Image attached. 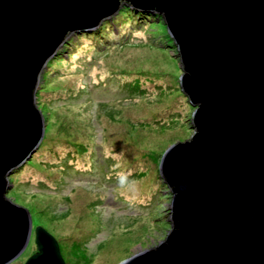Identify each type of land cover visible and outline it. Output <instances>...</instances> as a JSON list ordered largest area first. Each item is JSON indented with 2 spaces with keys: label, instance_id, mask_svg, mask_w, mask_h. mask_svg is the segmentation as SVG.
I'll return each instance as SVG.
<instances>
[{
  "label": "water",
  "instance_id": "95a60500",
  "mask_svg": "<svg viewBox=\"0 0 264 264\" xmlns=\"http://www.w3.org/2000/svg\"><path fill=\"white\" fill-rule=\"evenodd\" d=\"M123 4L160 14L193 131L157 165L153 214L167 233L117 264H264V0H0V264L31 235L29 211L6 193L43 138L42 72L71 35ZM34 242L23 264H65L41 225Z\"/></svg>",
  "mask_w": 264,
  "mask_h": 264
},
{
  "label": "rangeland",
  "instance_id": "374dc122",
  "mask_svg": "<svg viewBox=\"0 0 264 264\" xmlns=\"http://www.w3.org/2000/svg\"><path fill=\"white\" fill-rule=\"evenodd\" d=\"M156 14L125 22L118 31L125 42L104 45L97 57L81 36L72 46L77 55L64 53L43 70L50 75H41L35 95L43 138L10 173L6 193L27 208L32 230L8 264H23L36 251V225L55 237L65 264H117L167 233L169 223L153 214L157 165L171 143L189 138L184 115L193 106L179 88V58ZM108 78L119 90L95 85Z\"/></svg>",
  "mask_w": 264,
  "mask_h": 264
},
{
  "label": "trees",
  "instance_id": "16d2710c",
  "mask_svg": "<svg viewBox=\"0 0 264 264\" xmlns=\"http://www.w3.org/2000/svg\"><path fill=\"white\" fill-rule=\"evenodd\" d=\"M154 14H156V12L152 11L150 9L133 7L130 4H123L119 8V10L117 11L116 16L111 17V19L107 18V19L103 20L99 25H97V26H95L89 30H84V31L78 32V33H76V35L74 34L75 37L71 36L69 38V40L58 51L57 55L50 59V61L48 62V65L46 67H48L53 61L55 62V61L62 60L63 57L61 55H63L64 53H68V56H71L74 54L77 55L76 49H73L72 46H74L76 39H79L81 36H84V35H87L91 39V43H89V46H88L89 50L92 51V53H90L91 57H97L100 54H103L104 50H102L101 48L104 45H105L104 49L106 50L110 47L111 44H116V43L121 44V43L125 42L124 37L126 35H124V33L118 32L122 28V27H120L121 25H123L125 22L131 21L132 18H134L136 16L139 19L138 15H142L147 20L149 17H151V15H154ZM156 15L158 16V14H156ZM112 25H116V26H114V28H112ZM114 29H116L117 31L115 32ZM122 36H124V37H122ZM87 54H88V52H87ZM74 59H76V58H74ZM80 59L81 58L78 57V60H80ZM65 60L67 61L68 59H65ZM86 61L87 60L84 59L83 61H81V64H84ZM44 72H45V74L42 75V80L45 78V76L48 77V75H50V72H48L47 69ZM109 79L110 78H108V80H106V81L98 80V82L95 85L100 86V87L104 88L105 90H107V89H112V88H110V85H113V83H114V85H116V87L119 90L120 87L118 86V84L114 80H109ZM103 82H105L104 85H103ZM40 92H41V90L36 92V94H39Z\"/></svg>",
  "mask_w": 264,
  "mask_h": 264
}]
</instances>
